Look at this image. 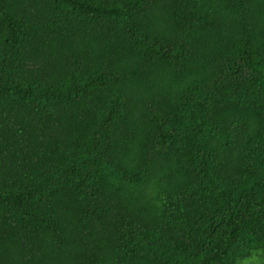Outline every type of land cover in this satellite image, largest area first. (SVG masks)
Returning <instances> with one entry per match:
<instances>
[{"label": "trees", "instance_id": "1", "mask_svg": "<svg viewBox=\"0 0 264 264\" xmlns=\"http://www.w3.org/2000/svg\"><path fill=\"white\" fill-rule=\"evenodd\" d=\"M0 264H264V0H0Z\"/></svg>", "mask_w": 264, "mask_h": 264}]
</instances>
